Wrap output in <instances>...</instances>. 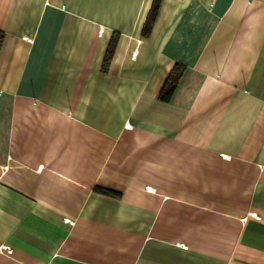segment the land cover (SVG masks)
<instances>
[{
	"label": "crops",
	"instance_id": "crops-1",
	"mask_svg": "<svg viewBox=\"0 0 264 264\" xmlns=\"http://www.w3.org/2000/svg\"><path fill=\"white\" fill-rule=\"evenodd\" d=\"M152 2L0 0V264H264V0Z\"/></svg>",
	"mask_w": 264,
	"mask_h": 264
},
{
	"label": "trees",
	"instance_id": "trees-1",
	"mask_svg": "<svg viewBox=\"0 0 264 264\" xmlns=\"http://www.w3.org/2000/svg\"><path fill=\"white\" fill-rule=\"evenodd\" d=\"M158 4H159V0H153L150 12H149V14L147 16L146 22H145L144 27H143V33L144 34H148L149 31H150L152 21L154 19L156 10L158 8ZM3 38H4V33L0 30V47H1V44H2V41H3ZM116 40H117V37H116V35H114L112 37L108 47H107L106 54H105V57H104V60H103V65H102V69L103 70H106L108 65H109V63H110V60L112 58V54H113V51H114V47H115V44H116ZM179 76H180L179 73H177L176 71H172V73L170 74V76H169V78H168V80L166 82V86H165V94L166 95L170 94L172 89L175 87Z\"/></svg>",
	"mask_w": 264,
	"mask_h": 264
}]
</instances>
